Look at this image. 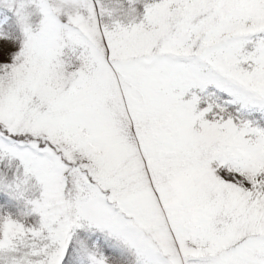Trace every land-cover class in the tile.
<instances>
[{"label": "snow or ice", "instance_id": "1", "mask_svg": "<svg viewBox=\"0 0 264 264\" xmlns=\"http://www.w3.org/2000/svg\"><path fill=\"white\" fill-rule=\"evenodd\" d=\"M0 264H264V0H0Z\"/></svg>", "mask_w": 264, "mask_h": 264}]
</instances>
